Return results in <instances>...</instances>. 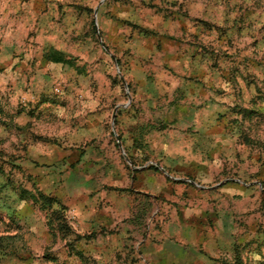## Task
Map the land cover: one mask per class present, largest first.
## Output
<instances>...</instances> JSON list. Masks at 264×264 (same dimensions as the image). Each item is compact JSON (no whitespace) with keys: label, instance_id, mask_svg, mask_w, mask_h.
I'll return each mask as SVG.
<instances>
[{"label":"rangeland","instance_id":"rangeland-1","mask_svg":"<svg viewBox=\"0 0 264 264\" xmlns=\"http://www.w3.org/2000/svg\"><path fill=\"white\" fill-rule=\"evenodd\" d=\"M0 264H264V0H0Z\"/></svg>","mask_w":264,"mask_h":264},{"label":"water","instance_id":"water-1","mask_svg":"<svg viewBox=\"0 0 264 264\" xmlns=\"http://www.w3.org/2000/svg\"><path fill=\"white\" fill-rule=\"evenodd\" d=\"M127 105H124V107H126Z\"/></svg>","mask_w":264,"mask_h":264}]
</instances>
